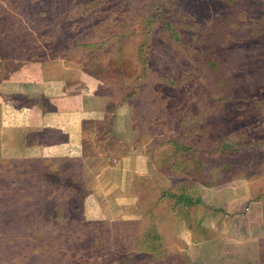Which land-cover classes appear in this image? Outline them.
Masks as SVG:
<instances>
[{"label": "rangeland", "instance_id": "374dc122", "mask_svg": "<svg viewBox=\"0 0 264 264\" xmlns=\"http://www.w3.org/2000/svg\"><path fill=\"white\" fill-rule=\"evenodd\" d=\"M53 60L111 101L101 147L117 143L121 106L130 145L116 151L136 144L159 175L136 181L129 220L87 221L70 162L0 161V264H264V230L250 233L259 204L223 199L206 215L219 238L204 246L175 228L205 215L187 200L198 189L251 187L264 204V0H0V82Z\"/></svg>", "mask_w": 264, "mask_h": 264}, {"label": "crops", "instance_id": "0c3cea01", "mask_svg": "<svg viewBox=\"0 0 264 264\" xmlns=\"http://www.w3.org/2000/svg\"><path fill=\"white\" fill-rule=\"evenodd\" d=\"M110 104L108 97L95 92L93 81L87 75L64 61L25 64L0 82V161L42 160L48 163L47 168L51 170L53 165H49L50 161L67 160L71 163L67 173L76 176L77 183L87 192L82 198L87 221L129 220L126 218L133 213V207L139 200L134 193L136 181L152 174V170L159 175V169L136 144L131 145L133 149L124 151L122 156L116 151L117 145L122 147L121 144L126 142L124 137H120V127L128 124L121 119L125 113L120 111L121 106L117 108L113 130L117 143L113 148L101 147V144L114 138L101 127L110 124ZM129 145L124 143V148ZM56 169L60 174L61 167ZM167 180L165 178V182ZM173 189L169 186L162 188ZM239 192L243 196L230 191L227 196L218 193L212 197L198 189L197 195L202 203L196 207H202L205 215L202 219H195L191 227L185 221L177 222L178 236L186 242L193 241L192 244L198 242L200 246L217 240L219 236L208 227L206 215L213 214L220 204L222 206L223 199L231 197L235 203L229 202L228 210L230 207L231 210H242L245 202L250 209L259 204L261 217H256L250 233L256 229L264 230L263 199L254 198L251 187L242 188ZM106 197L111 199L117 215L111 221L108 217L113 215L112 208L104 210L107 207L103 204ZM207 205L213 208H207Z\"/></svg>", "mask_w": 264, "mask_h": 264}, {"label": "trees", "instance_id": "16d2710c", "mask_svg": "<svg viewBox=\"0 0 264 264\" xmlns=\"http://www.w3.org/2000/svg\"><path fill=\"white\" fill-rule=\"evenodd\" d=\"M159 168V167H158ZM164 192L165 191H167V192H169L168 190H163ZM172 193V192H171ZM169 194V193H168ZM167 195V193L166 194H163V197L164 196H166ZM172 195V194H171ZM176 199H179L180 201H178V202H181V201H183V199H181V198H176ZM188 200V203L192 206H196V205H198V204H201L202 203V200L201 199H198V200H194L193 198H188L187 199Z\"/></svg>", "mask_w": 264, "mask_h": 264}]
</instances>
